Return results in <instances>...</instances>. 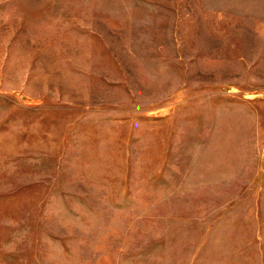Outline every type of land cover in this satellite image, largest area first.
Masks as SVG:
<instances>
[{
  "label": "rangeland",
  "instance_id": "1",
  "mask_svg": "<svg viewBox=\"0 0 264 264\" xmlns=\"http://www.w3.org/2000/svg\"><path fill=\"white\" fill-rule=\"evenodd\" d=\"M0 264H264V0H0Z\"/></svg>",
  "mask_w": 264,
  "mask_h": 264
}]
</instances>
